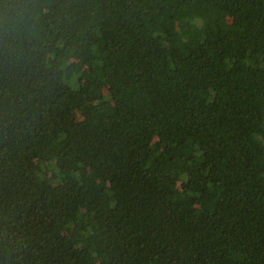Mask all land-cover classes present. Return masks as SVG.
<instances>
[{
  "label": "trees",
  "instance_id": "16d2710c",
  "mask_svg": "<svg viewBox=\"0 0 264 264\" xmlns=\"http://www.w3.org/2000/svg\"><path fill=\"white\" fill-rule=\"evenodd\" d=\"M0 264H264V0H0Z\"/></svg>",
  "mask_w": 264,
  "mask_h": 264
},
{
  "label": "rangeland",
  "instance_id": "374dc122",
  "mask_svg": "<svg viewBox=\"0 0 264 264\" xmlns=\"http://www.w3.org/2000/svg\"><path fill=\"white\" fill-rule=\"evenodd\" d=\"M69 237H70V232H66V233H65V238H66V239H69Z\"/></svg>",
  "mask_w": 264,
  "mask_h": 264
}]
</instances>
